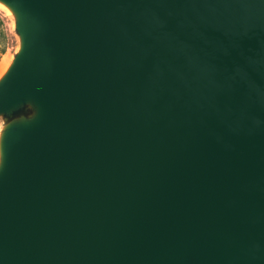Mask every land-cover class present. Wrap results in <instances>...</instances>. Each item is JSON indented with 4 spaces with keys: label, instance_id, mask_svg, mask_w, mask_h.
I'll use <instances>...</instances> for the list:
<instances>
[{
    "label": "water",
    "instance_id": "1",
    "mask_svg": "<svg viewBox=\"0 0 264 264\" xmlns=\"http://www.w3.org/2000/svg\"><path fill=\"white\" fill-rule=\"evenodd\" d=\"M0 7V264H264V0Z\"/></svg>",
    "mask_w": 264,
    "mask_h": 264
},
{
    "label": "rangeland",
    "instance_id": "2",
    "mask_svg": "<svg viewBox=\"0 0 264 264\" xmlns=\"http://www.w3.org/2000/svg\"><path fill=\"white\" fill-rule=\"evenodd\" d=\"M16 47V37L13 32L12 19L9 14L0 7V59L5 54L11 56V51Z\"/></svg>",
    "mask_w": 264,
    "mask_h": 264
},
{
    "label": "bare ground",
    "instance_id": "3",
    "mask_svg": "<svg viewBox=\"0 0 264 264\" xmlns=\"http://www.w3.org/2000/svg\"><path fill=\"white\" fill-rule=\"evenodd\" d=\"M11 56L5 54L2 59H0V74L6 68L7 64L9 63Z\"/></svg>",
    "mask_w": 264,
    "mask_h": 264
}]
</instances>
